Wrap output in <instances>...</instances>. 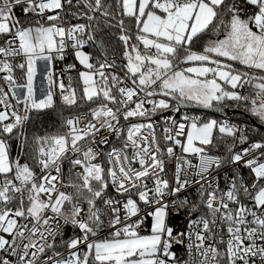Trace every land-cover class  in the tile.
Wrapping results in <instances>:
<instances>
[{
  "label": "snow or ice",
  "instance_id": "snow-or-ice-1",
  "mask_svg": "<svg viewBox=\"0 0 264 264\" xmlns=\"http://www.w3.org/2000/svg\"><path fill=\"white\" fill-rule=\"evenodd\" d=\"M0 264H264V0H0Z\"/></svg>",
  "mask_w": 264,
  "mask_h": 264
},
{
  "label": "trees",
  "instance_id": "trees-1",
  "mask_svg": "<svg viewBox=\"0 0 264 264\" xmlns=\"http://www.w3.org/2000/svg\"><path fill=\"white\" fill-rule=\"evenodd\" d=\"M229 117L232 119H240L241 117L239 115H234L233 113L230 112Z\"/></svg>",
  "mask_w": 264,
  "mask_h": 264
},
{
  "label": "water",
  "instance_id": "water-1",
  "mask_svg": "<svg viewBox=\"0 0 264 264\" xmlns=\"http://www.w3.org/2000/svg\"><path fill=\"white\" fill-rule=\"evenodd\" d=\"M230 113V111L229 112H227V114H229Z\"/></svg>",
  "mask_w": 264,
  "mask_h": 264
},
{
  "label": "built area",
  "instance_id": "built-area-1",
  "mask_svg": "<svg viewBox=\"0 0 264 264\" xmlns=\"http://www.w3.org/2000/svg\"><path fill=\"white\" fill-rule=\"evenodd\" d=\"M230 114V113H229ZM229 114H227L229 116Z\"/></svg>",
  "mask_w": 264,
  "mask_h": 264
}]
</instances>
